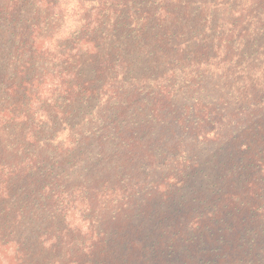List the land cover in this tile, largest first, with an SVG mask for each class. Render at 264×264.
I'll return each mask as SVG.
<instances>
[{
  "label": "trees",
  "instance_id": "1",
  "mask_svg": "<svg viewBox=\"0 0 264 264\" xmlns=\"http://www.w3.org/2000/svg\"><path fill=\"white\" fill-rule=\"evenodd\" d=\"M0 264H264V0H0Z\"/></svg>",
  "mask_w": 264,
  "mask_h": 264
}]
</instances>
